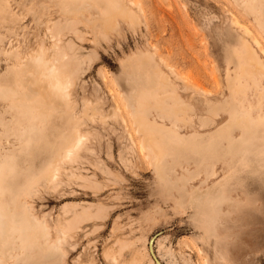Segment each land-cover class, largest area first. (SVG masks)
Returning a JSON list of instances; mask_svg holds the SVG:
<instances>
[{
    "label": "rangeland",
    "instance_id": "obj_1",
    "mask_svg": "<svg viewBox=\"0 0 264 264\" xmlns=\"http://www.w3.org/2000/svg\"><path fill=\"white\" fill-rule=\"evenodd\" d=\"M253 1L0 0V264H264Z\"/></svg>",
    "mask_w": 264,
    "mask_h": 264
},
{
    "label": "bare ground",
    "instance_id": "obj_2",
    "mask_svg": "<svg viewBox=\"0 0 264 264\" xmlns=\"http://www.w3.org/2000/svg\"><path fill=\"white\" fill-rule=\"evenodd\" d=\"M69 2V5L71 6V7H73L74 9H75V7L77 6L76 5V2H74L75 0H68ZM256 1V0H255ZM255 1H253V2H255ZM83 2V1H82ZM97 2V1H96ZM239 2V1H238ZM98 3H100L99 1H98ZM97 3V4H98ZM257 3V2H256ZM83 4V3H82ZM103 5V4H102ZM256 5H258V4H256ZM83 6V5H82ZM105 6V5H104ZM253 6V5H252ZM260 6H261V8H262V4H260ZM80 8H81V5L79 6ZM106 8V7H105ZM104 8V9H105ZM253 8V7H252ZM64 9V8H63ZM79 10V9H78ZM106 10V9H105ZM253 10H255V9H253ZM263 14H264V12H263ZM261 16H262V14H261ZM264 17V16H263ZM88 22H89V20H88ZM238 23V22H237ZM91 24V23H90ZM58 25V24H57ZM59 27L61 26V25H58ZM55 28H58L57 26H55ZM53 29H54V27H53ZM63 30V29H62ZM62 30H61V32H62ZM60 31V30H59ZM55 32V31H54ZM57 34V33H56ZM58 34H59V32H58ZM257 39V38H256ZM257 41L260 43V41L257 39ZM59 47V46H58ZM41 48V47H40ZM59 51V50H58ZM234 56V55H233ZM235 57V56H234ZM59 61V60H58ZM256 62L255 63H257L258 65H262L263 63H261V61L260 60H255ZM37 62V61H36ZM38 63V62H37ZM58 63V62H57ZM57 66H58V64H57ZM57 66H55V64L53 65V63H52V66L51 67H48V68H51V75H52V73H54V72H59L61 69L59 68V67H62V63H61V66H60V64H59V66H58V71H57ZM39 67H40V65H39ZM47 68V67H46ZM60 69V70H59ZM44 72H47L48 73V75H49V70H45ZM46 75V73L44 74V76ZM47 76V75H46ZM53 76V75H52ZM52 76H48V78L50 77H52ZM57 77H59L58 75H56ZM55 77V76H54ZM62 78V77H61ZM61 78L59 77V80H56V81H58L57 83H54L55 85H56V87H58L59 89H63L64 91L66 90V88L67 87H69L68 86V83L71 81H69V82H67L69 79L68 78H65V80L66 81H61ZM56 79V78H55ZM58 79V78H57ZM68 79V80H67ZM63 80V79H62ZM53 81V80H52ZM38 82V81H37ZM36 84V83H35ZM53 84V85H54ZM72 84H73V82H72ZM72 84H70V86H72ZM51 87H53V86H51ZM194 88V87H193ZM55 89V88H54ZM236 89H237V87H236ZM56 90V89H55ZM145 90V89H144ZM193 90H195V88L193 89ZM64 91H62L61 92V94L64 92ZM59 92H60V90H59ZM65 94V93H64ZM209 95V94H208ZM63 96V95H62ZM211 104V103H210ZM147 111V104H146V101L145 100H143L142 101V103H140V109H139V112H138V118H139V120H140V124H139V131H144L145 133H146V137H143V140L145 141V142H147L148 143V146H146V145H143V148H148V149H150L151 151H153V152H159V153H161L163 156L168 152L167 151V149H166V146H164L163 144H162V140H163V142H165L164 140L166 139V140H168V139H172L173 138V136H175L174 138H175V140H176V137L178 136V133H180V132H178V128H174V127H169V128H165V126H159V125H157V124H148L147 123V121H146V119H145V114H144V112H146ZM249 112V111H248ZM134 115V114H133ZM169 116H172L171 114H169ZM251 116V115H250ZM134 117V120H135V122L137 121V119H136V117H135V115L133 116ZM122 118V117H121ZM247 119H248V117H247ZM125 121V120H124ZM259 122H260V120H259ZM201 123V122H200ZM202 124V123H201ZM245 128V127H244ZM167 133H169L170 135H168ZM159 136H160V138H159ZM87 138V137H86ZM161 138H162V140H161ZM73 139H76V140H73ZM72 140L74 141V143H73V145H72V148L73 149H77V148H79L80 147V144L82 143V141H83V135H76V132H75V134L74 135H72V137H70V142L69 143H71L72 142ZM174 140V141H175ZM212 148H213V146H212ZM86 149H88V148H86ZM214 149V148H213ZM215 150H216V147H215ZM72 151V149H70V150H68V153L70 154V152ZM160 166V168H163V166L162 165H159ZM161 172H162V174H164L163 173V170L161 169ZM212 188V187H211ZM210 188V189H211ZM206 195H209V199H213V198H217L218 196H219V194H218V191H217V189H211V190H206V191H203V190H197L196 192H195V195H194V197H202V196H206ZM4 212V211H3ZM5 215V214H4ZM5 217V216H4ZM4 219V218H3ZM2 223H3V221H2ZM1 225H3V224H1ZM6 228V227H5ZM2 231V230H1ZM1 233V232H0ZM3 235V234H2ZM1 235V236H2ZM1 238H3V237H1ZM0 240H2L3 241V239H0ZM2 247V246H1ZM2 249V248H1ZM1 256H6L8 259H11L12 257H11V255L10 254H7V253H5L4 251L0 254V258H1ZM1 261V260H0Z\"/></svg>",
    "mask_w": 264,
    "mask_h": 264
}]
</instances>
